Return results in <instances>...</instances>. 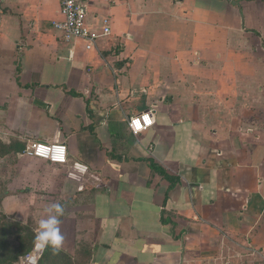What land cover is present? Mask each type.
Returning <instances> with one entry per match:
<instances>
[{
    "label": "crops",
    "instance_id": "obj_1",
    "mask_svg": "<svg viewBox=\"0 0 264 264\" xmlns=\"http://www.w3.org/2000/svg\"><path fill=\"white\" fill-rule=\"evenodd\" d=\"M86 6L91 52L58 0H0V211L62 205L41 264H264V0Z\"/></svg>",
    "mask_w": 264,
    "mask_h": 264
},
{
    "label": "built area",
    "instance_id": "obj_2",
    "mask_svg": "<svg viewBox=\"0 0 264 264\" xmlns=\"http://www.w3.org/2000/svg\"><path fill=\"white\" fill-rule=\"evenodd\" d=\"M88 0H58L62 19L53 22L55 30L60 32L65 42L80 39L85 42L88 52L94 51L97 43L102 38L112 35L108 23L105 24L102 32L91 31L86 24ZM154 112L149 110L128 121L131 133L138 137L154 126ZM26 155L49 162L52 165H65L68 160V148L64 143L32 142ZM47 248L41 253L35 246L23 257L21 264H41Z\"/></svg>",
    "mask_w": 264,
    "mask_h": 264
},
{
    "label": "rangeland",
    "instance_id": "obj_3",
    "mask_svg": "<svg viewBox=\"0 0 264 264\" xmlns=\"http://www.w3.org/2000/svg\"><path fill=\"white\" fill-rule=\"evenodd\" d=\"M15 217L0 211V264H21L35 242L39 223Z\"/></svg>",
    "mask_w": 264,
    "mask_h": 264
},
{
    "label": "clouds",
    "instance_id": "obj_4",
    "mask_svg": "<svg viewBox=\"0 0 264 264\" xmlns=\"http://www.w3.org/2000/svg\"><path fill=\"white\" fill-rule=\"evenodd\" d=\"M64 214V208L59 203H53L45 209V218L38 224V231L35 237V246L42 253L51 246L59 250L64 239L60 225V217Z\"/></svg>",
    "mask_w": 264,
    "mask_h": 264
},
{
    "label": "trees",
    "instance_id": "obj_5",
    "mask_svg": "<svg viewBox=\"0 0 264 264\" xmlns=\"http://www.w3.org/2000/svg\"><path fill=\"white\" fill-rule=\"evenodd\" d=\"M42 263V262H41Z\"/></svg>",
    "mask_w": 264,
    "mask_h": 264
}]
</instances>
